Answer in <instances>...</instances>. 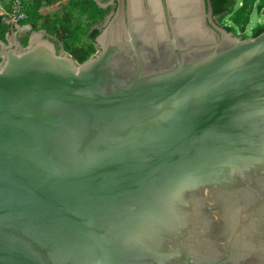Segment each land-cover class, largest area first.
<instances>
[{"label":"water","instance_id":"1","mask_svg":"<svg viewBox=\"0 0 264 264\" xmlns=\"http://www.w3.org/2000/svg\"><path fill=\"white\" fill-rule=\"evenodd\" d=\"M118 2L83 63L5 19L0 264H264V32Z\"/></svg>","mask_w":264,"mask_h":264},{"label":"trees","instance_id":"2","mask_svg":"<svg viewBox=\"0 0 264 264\" xmlns=\"http://www.w3.org/2000/svg\"><path fill=\"white\" fill-rule=\"evenodd\" d=\"M28 18L22 25H34L35 30L46 31L49 38L56 44L58 50L70 54L77 62L83 63L97 51L96 38L102 30L94 28L100 23L109 9L100 7L96 0H69L64 9L49 10L64 0H22ZM105 3L106 0H100ZM210 0L213 16L220 17L221 26L235 33L237 28L243 39L249 38L246 29L251 24L254 9L259 12L264 8V0ZM49 10V11H47ZM228 21L230 24L228 25ZM10 26L0 13V41H6ZM241 30V31H240ZM264 32V24L253 29L250 38H255ZM27 45V40L24 41Z\"/></svg>","mask_w":264,"mask_h":264},{"label":"built area","instance_id":"3","mask_svg":"<svg viewBox=\"0 0 264 264\" xmlns=\"http://www.w3.org/2000/svg\"><path fill=\"white\" fill-rule=\"evenodd\" d=\"M242 5L243 2L240 3V7ZM6 6H9V10ZM0 13L4 15L5 19L11 20L16 24H19L28 18L22 0H0Z\"/></svg>","mask_w":264,"mask_h":264},{"label":"rangeland","instance_id":"4","mask_svg":"<svg viewBox=\"0 0 264 264\" xmlns=\"http://www.w3.org/2000/svg\"><path fill=\"white\" fill-rule=\"evenodd\" d=\"M69 1H64L62 4H58L54 6L53 8L49 9L51 11L53 10H59V9H64L65 10V5H67ZM242 0H238V3H241ZM47 10V11H49ZM230 24V21H228V25ZM259 24H264V8L261 10V12L258 11V9H254L251 17V24L249 27L246 29V35L251 37L253 29H255ZM235 29V33L237 34L236 36H240L242 32H239L237 28ZM241 31V30H240ZM62 51V50H60Z\"/></svg>","mask_w":264,"mask_h":264},{"label":"flooded vegetation","instance_id":"5","mask_svg":"<svg viewBox=\"0 0 264 264\" xmlns=\"http://www.w3.org/2000/svg\"><path fill=\"white\" fill-rule=\"evenodd\" d=\"M97 1V0H96ZM98 3H99V5H100V7H101V5H106V8H103V9H109V11H108V13L106 14V16L104 17V19L100 22V23H98L97 25H95L94 26V28H98V29H100V30H103L104 29V25H105V21H106V18L111 14V13H114L115 14V12L117 11V8H118V5H119V2H118V0H106L105 1V3H102L101 1H97ZM144 6H145V8H148V2H147V0H144ZM113 14V15H114ZM113 17V16H112ZM218 17V16H217ZM31 33L32 32H30V34L28 35H26V37L24 38V39H22V44H23V46L24 47H26L25 45H24V41L25 40H27V42H28V39H29V37H30V35H31ZM95 47H96V49H97V51H98V48L100 49L101 48V46L99 45L98 46V43L95 41ZM60 51V50H59ZM63 51V50H62ZM97 51H96V53H97ZM95 53V54H96ZM94 54V55H95ZM93 55V56H94Z\"/></svg>","mask_w":264,"mask_h":264},{"label":"crops","instance_id":"6","mask_svg":"<svg viewBox=\"0 0 264 264\" xmlns=\"http://www.w3.org/2000/svg\"><path fill=\"white\" fill-rule=\"evenodd\" d=\"M64 1H69V0H64ZM6 8L9 10V6H6ZM19 24H20V26H27V25H22L21 23H19ZM31 31H33V30L28 31V29H23V30L19 29L18 31H16L17 32L16 37L24 39L27 34L28 35L30 34Z\"/></svg>","mask_w":264,"mask_h":264}]
</instances>
